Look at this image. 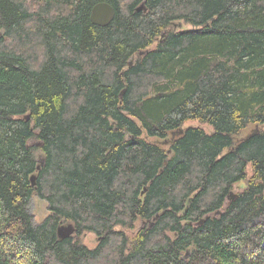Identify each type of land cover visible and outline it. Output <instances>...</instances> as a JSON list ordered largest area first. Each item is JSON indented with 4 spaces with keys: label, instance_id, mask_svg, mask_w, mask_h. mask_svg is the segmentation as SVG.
Returning a JSON list of instances; mask_svg holds the SVG:
<instances>
[{
    "label": "trees",
    "instance_id": "trees-1",
    "mask_svg": "<svg viewBox=\"0 0 264 264\" xmlns=\"http://www.w3.org/2000/svg\"><path fill=\"white\" fill-rule=\"evenodd\" d=\"M263 125L264 0H0V264H264Z\"/></svg>",
    "mask_w": 264,
    "mask_h": 264
},
{
    "label": "rangeland",
    "instance_id": "rangeland-1",
    "mask_svg": "<svg viewBox=\"0 0 264 264\" xmlns=\"http://www.w3.org/2000/svg\"><path fill=\"white\" fill-rule=\"evenodd\" d=\"M177 28H188L190 27V25H186L185 23L178 22L175 25ZM133 61L130 60L129 64H131ZM187 126H199V127H203V129L207 132H212V126L208 125L207 123H200L198 121L195 120H191V121H187L185 122L184 125H182V128H185ZM264 127V125H263ZM255 129L254 126H249L247 129H245L242 134L241 137L243 138L247 133H249V131L251 132L252 129ZM144 137L147 139L148 142L154 143V144H158L161 147L165 148L166 150L169 149V146L171 144V135L167 134L166 138H157V137H147L145 134H143ZM175 137V136H174ZM174 137H172L174 139ZM30 144L34 145L36 144V146L38 145L37 140L33 139L30 141ZM34 154L36 155L37 159H41L43 157V153L40 151V149L38 148V146L34 149ZM239 188L237 187V185L234 186L233 192H236ZM27 211L31 214L32 216V221L34 224H38L39 222L41 223V221L44 219V217L48 214V205L47 202L41 198H39L38 196L34 195L31 200L29 201L28 205H27ZM72 225L74 227V225L70 222H64L61 223L59 226H63L66 227L67 225ZM150 225L148 222L146 221H142V220H136L134 222V224L132 225V227H124V231L126 232V234L130 237L133 238V235H135V233L137 232V230L141 227L144 228V226H148ZM75 228V227H74ZM73 234V233H72ZM59 236V235H58ZM60 237V236H59ZM86 245H88L89 247H93L96 243H97V237L95 234H92L90 232H86L83 233L81 235L80 238Z\"/></svg>",
    "mask_w": 264,
    "mask_h": 264
},
{
    "label": "water",
    "instance_id": "water-1",
    "mask_svg": "<svg viewBox=\"0 0 264 264\" xmlns=\"http://www.w3.org/2000/svg\"><path fill=\"white\" fill-rule=\"evenodd\" d=\"M141 8H144L143 4H140L136 10H140ZM114 15H115V11H114L113 6L111 4H109L108 2L101 1V2H97L96 4L93 5L89 17H90V21L93 24L98 25V26H106L112 21V19L114 18ZM122 93H123V91H121V94ZM148 97H150V95L144 97V99H146ZM27 119H28V116H27ZM255 129L257 131L258 127L256 126ZM256 131L250 132L247 135V137L255 134ZM182 132H183V130L180 129L178 133L180 134ZM172 135H174V133H172ZM167 153H170V149L167 151ZM165 164H166V161H164V165ZM31 182H32V184L35 183V177L34 176L31 177ZM243 186H244L243 182H241L240 184L237 185L238 188H241ZM236 197H237V194L233 191H230L227 195V204H229ZM220 212H221L220 210H217L215 213L219 214ZM203 221L204 220L202 219L200 221V223ZM74 231H75V228L70 224L67 225L66 227H63V226L57 227V234L60 237H68L72 233H74Z\"/></svg>",
    "mask_w": 264,
    "mask_h": 264
},
{
    "label": "flooded vegetation",
    "instance_id": "flooded-vegetation-1",
    "mask_svg": "<svg viewBox=\"0 0 264 264\" xmlns=\"http://www.w3.org/2000/svg\"><path fill=\"white\" fill-rule=\"evenodd\" d=\"M172 133H174V132H172ZM172 133H171V138H170L171 141H172V139H173L172 136H173V137L176 136L175 133H174V135H172ZM178 134H179V133H178ZM168 150H169V149H168ZM168 150H167V151H168ZM150 225H152V223H151Z\"/></svg>",
    "mask_w": 264,
    "mask_h": 264
}]
</instances>
